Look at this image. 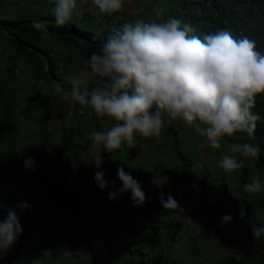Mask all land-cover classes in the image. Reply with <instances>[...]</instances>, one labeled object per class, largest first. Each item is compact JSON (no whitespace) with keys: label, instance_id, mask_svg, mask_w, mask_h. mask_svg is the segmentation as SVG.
Masks as SVG:
<instances>
[{"label":"rangeland","instance_id":"obj_1","mask_svg":"<svg viewBox=\"0 0 264 264\" xmlns=\"http://www.w3.org/2000/svg\"><path fill=\"white\" fill-rule=\"evenodd\" d=\"M53 6V0H0V13L8 10L17 13L18 20L43 19L48 27H76L98 35L115 27L108 22L115 13H99L91 0L84 3L82 18L62 26L52 19ZM157 8L163 10L164 18L191 20L180 10L179 0H125L120 12L125 14L123 23L137 18L158 20ZM10 37L0 28V83L3 87L10 84L16 95L13 112L19 137L17 147L4 152L7 165L2 170L0 166V220L6 216L4 206L15 207L24 200L32 207L30 211L17 208L23 233L10 250L0 253V264H264V241L254 239L249 225L254 214L257 224L264 221V193L242 191L243 185L259 174L255 159L238 157L244 159L243 167L227 174L231 185L227 191L206 189L200 177L202 172L191 176L192 191L181 192L182 184L177 182L176 191L163 194L164 199L171 194L179 208H164L160 193L154 197L159 213L146 204L135 208L124 202L126 211L137 209L131 223L124 220V211L103 195L112 187L111 183L101 190L94 180V173L102 171L108 181L116 182L118 166L127 172L139 166L147 183L158 174L162 179L168 177L167 171H178L181 178L182 173L195 170L190 166L199 165L201 157L200 166L205 167L208 179L218 181L224 171L216 159L229 153L231 144L254 141L235 135L230 140L226 137L220 149H213L191 126L176 120L171 124L178 136L169 129L160 138L137 135L135 146L125 144V150L104 152L94 148L89 134L106 130L115 121L97 117L79 103L69 105L53 88L55 82L70 88L72 75L89 70L87 40L40 38L35 44L48 51L47 60L34 50L31 55L19 52ZM39 56L55 63L54 75L43 71L47 80L38 77L42 73ZM101 83L99 78L92 77V86ZM135 147L139 149L137 155L132 154ZM203 153L206 157L202 159ZM26 157L35 158L34 170L23 166ZM97 157L103 158L99 169L94 164ZM8 167L14 172L12 177L18 172V180L1 174ZM55 170L60 173L68 195L57 192L61 197H55L45 193V178ZM151 182L153 186L148 190L158 184ZM237 198L244 200L247 215L243 220L239 217L241 205L236 203ZM187 214L190 217L182 219ZM224 214H230L232 222L223 224ZM178 220L183 225L180 234Z\"/></svg>","mask_w":264,"mask_h":264},{"label":"clouds","instance_id":"obj_2","mask_svg":"<svg viewBox=\"0 0 264 264\" xmlns=\"http://www.w3.org/2000/svg\"><path fill=\"white\" fill-rule=\"evenodd\" d=\"M86 0H53L51 15L57 25H65L84 15ZM125 0H91L101 14L122 10ZM160 19L137 18L113 27L102 40L98 51L86 62L88 71L71 76L70 88L55 82L53 88L69 105L79 103L97 117L111 118L115 123L106 130L92 131L88 139L92 146L104 152L120 150L125 144L134 147L136 136L160 138L163 131L176 120H181L204 138L207 146L220 149L222 141L238 133L250 141L256 140L257 121L254 111L256 97L264 94V54L247 37L236 38L228 30L197 34L188 23L176 16L164 18L163 10L156 9ZM33 27L42 37L49 35L47 25L34 20ZM92 77L102 83L91 85ZM218 167L231 174L243 167L244 159H257L264 154L260 144L241 142L229 145ZM102 157L95 166L100 168ZM26 169L34 170L35 158L23 160ZM121 182L108 181L102 171L94 173L101 190L112 185L109 199L116 200L130 192L134 206L142 205L146 193L141 183L123 167H117ZM247 194L264 193V176L257 174L243 185ZM104 192V191H103ZM164 208H179L177 201L160 193ZM246 199V198H245ZM31 204L20 201L7 207L0 220V253H5L23 233L17 208L31 210ZM246 211L241 203L240 219ZM230 214L222 216V223L232 222ZM252 235L264 241V221L255 214L249 218Z\"/></svg>","mask_w":264,"mask_h":264},{"label":"trees","instance_id":"obj_3","mask_svg":"<svg viewBox=\"0 0 264 264\" xmlns=\"http://www.w3.org/2000/svg\"><path fill=\"white\" fill-rule=\"evenodd\" d=\"M180 10L190 16L191 20H186L197 34L213 33L219 30H228L236 38L247 37L255 41L257 51L264 54V0H179ZM54 19V17H52ZM34 20L28 19L18 20L15 17L8 19L0 18V28L5 29L12 37L10 42L17 48L19 52L31 55L33 50L39 54L45 55L49 59V53L46 49L35 44L40 39H62L64 41L77 40L84 38L87 40L86 56L90 58L93 51H98L102 40L110 33H102L101 35L84 32L76 27H48L49 35L42 37L40 32L33 27ZM45 23V21L42 19ZM123 24L119 23L117 26ZM116 27V26H115ZM104 34V35H103ZM77 38V39H76ZM39 65L42 73L38 77L42 80H47L43 71H48L51 75L55 73V63L53 61H45L39 56ZM12 87H3L0 83V166H6L7 157L4 152L14 150L18 145L19 130L14 115V105L16 104V95L10 90ZM254 111L258 112L261 119L257 121L256 140L254 143H259L264 148V94H258L256 97V106ZM171 129L177 136L176 127L170 124L166 128V132ZM168 133V132H167ZM238 133L236 135H241ZM249 139L248 137L242 136ZM177 139V137H176ZM229 140L231 139L228 138ZM177 141V140H176ZM139 153L138 147L132 149V154ZM180 157L181 156L180 154ZM11 160V158H9ZM259 174L264 176V154L255 159ZM193 167V166H191ZM8 167L7 172L1 173L5 178L12 177L14 173ZM18 171V170H17ZM173 171H170V174ZM225 174V173H223ZM159 175V174H158ZM222 175V174H221ZM203 177V176H202ZM12 178L19 179L18 172ZM205 177H203V180ZM206 180V179H205ZM205 180L203 181L205 183ZM44 191L48 195L61 197L60 195H68L66 186L61 180V175L58 171H51L50 176L45 178ZM220 191V190H219ZM223 191V190H222ZM59 192L60 195L56 193ZM25 227H28L25 225ZM32 227V226H31ZM178 233V232H177Z\"/></svg>","mask_w":264,"mask_h":264},{"label":"built area","instance_id":"obj_4","mask_svg":"<svg viewBox=\"0 0 264 264\" xmlns=\"http://www.w3.org/2000/svg\"><path fill=\"white\" fill-rule=\"evenodd\" d=\"M125 20V14H122V12H118L115 13L113 16L108 18V22L110 25L112 26H117L119 23H122ZM120 150H125V147L123 146ZM131 173V175L136 178L142 185L143 190L146 193V200L144 202L145 203H151L152 201H154V197L156 196L157 193H164L165 191H176L178 185L176 184L178 183H184L188 180H190L191 176L193 174H199L202 172V175L204 176L205 174L203 173V167L202 166H196L195 170L190 172V173H182V177L180 178L179 176V172L178 171H174L173 173L169 174L168 177H164L162 179V177L156 175L151 177L152 180L154 182H158L157 186H155L154 189L148 190L145 187V184L143 182L142 176H141V171H140V167L136 166L133 171H128ZM177 176V177H176ZM208 180V179H207ZM115 186L118 188L121 186V182L119 181V179L116 180L115 182ZM208 190H223V191H227L231 188L230 185V177L225 173L222 174L220 179L218 181H212V179H209L207 181L206 184ZM157 187V188H156ZM112 191V187L106 189L103 192V195L106 198H109V192ZM129 195L131 196L130 192H124L121 195L118 196V198L116 200H112L113 203L115 204V206L117 208H124L125 209V220L127 223H131L134 218H135V213L137 211V209L133 210V211H126V207L124 205V198ZM236 203L238 205H241V203L244 204V200L242 198H237L236 199ZM4 206V205H3ZM2 206V207H3ZM1 207V208H2ZM4 210H6V206L3 207ZM186 218L190 217V214H187L185 216ZM39 245L36 244V247H38Z\"/></svg>","mask_w":264,"mask_h":264},{"label":"crops","instance_id":"obj_5","mask_svg":"<svg viewBox=\"0 0 264 264\" xmlns=\"http://www.w3.org/2000/svg\"><path fill=\"white\" fill-rule=\"evenodd\" d=\"M87 1V0H86ZM14 12L13 13H9L8 12V10H7V12L5 13V12H2V13H0V17H4L5 19H8V18H12V17H17V13L16 14H14ZM4 15V16H3ZM177 131V130H176ZM178 133V132H177ZM177 136H178V134H177ZM238 139L239 138H243L242 136H236ZM244 139H246V138H244ZM206 143V142H205ZM139 154V153H138ZM201 156H202V159L204 158V157H206V154H201ZM221 156L222 155H220L219 156V158H221ZM218 158V159H219ZM218 159H216V161L218 162ZM201 157L199 158V165H200V163H201ZM193 164V167L192 168H196V166L198 167L199 165L198 164H195V163H192ZM191 167V166H190ZM205 167H203V173L205 174V172L207 173V171H206V169H204ZM170 174V172L169 171H167L166 172V176H168ZM208 174V173H207ZM158 176H160V175H158ZM161 177V176H160ZM200 177H202V176H200ZM203 177H206L207 179H208V177H207V175L205 174ZM147 179V178H146ZM205 180V187L207 188V186H206V184H207V181L209 180ZM148 180V179H147ZM147 180H144L143 182H144V184H145V187H146V189H149L150 187H152L153 185H152V182L151 181H153L152 180V178L149 180V183H147V182H145V181H147ZM201 180L202 181H204L203 180V178H201ZM182 184V186H181V192L183 191V190H185V191H192L193 190V187L189 184V180L188 181H186V182H184V183H181ZM188 185H190V186H188ZM195 189V188H194ZM219 191V190H218ZM217 192V191H216ZM154 200V199H153ZM124 202H125V204H126V206H134L133 205V203H132V199H131V196H129V195H127L125 198H124ZM146 205H148L149 206V208H151L152 210H154V211H156L157 213H159V209H157V207H156V201H152L151 203H145ZM142 205H144V203L142 204ZM135 208H137V206H134ZM123 211H124V213H125V209L124 208H121ZM135 210V209H134ZM184 217L185 216H183L182 217V219H184ZM124 218H125V214H124ZM125 220V219H124ZM126 221V220H125ZM177 222V232H178V234H180L181 233V231H182V229H183V225H182V223H181V221L180 220H178V221H176Z\"/></svg>","mask_w":264,"mask_h":264}]
</instances>
